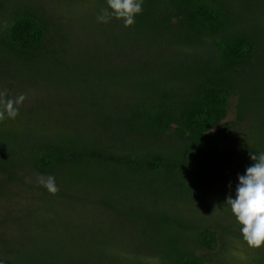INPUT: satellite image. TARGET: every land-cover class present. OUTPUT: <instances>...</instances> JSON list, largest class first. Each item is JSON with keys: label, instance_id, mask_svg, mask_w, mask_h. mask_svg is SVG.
Returning <instances> with one entry per match:
<instances>
[{"label": "trees", "instance_id": "16d2710c", "mask_svg": "<svg viewBox=\"0 0 264 264\" xmlns=\"http://www.w3.org/2000/svg\"><path fill=\"white\" fill-rule=\"evenodd\" d=\"M91 1L98 6L91 20L108 36L109 49L89 36L81 47L68 48L52 15L0 0V99L13 87L29 86L48 88L36 101L42 109L46 99L78 103L89 72L97 70L93 88L103 105L94 130L13 131L21 120L5 115L0 174L15 179L34 171L57 178L64 189L96 191L103 202L131 194L145 205L148 237L160 239L157 264H206L195 249L215 248L216 233L157 205L218 198L237 183L233 170L243 173L251 153H264V0H142L127 26L115 15L99 21L112 10L107 0ZM233 95L237 120L254 121L249 140L231 139L223 124ZM168 133L172 143L149 147L151 137ZM126 228L118 224L117 231ZM59 238L45 233L31 244L0 238V264H144L134 255L121 261L105 253L95 262L88 247L76 244L65 261L52 252Z\"/></svg>", "mask_w": 264, "mask_h": 264}, {"label": "rangeland", "instance_id": "374dc122", "mask_svg": "<svg viewBox=\"0 0 264 264\" xmlns=\"http://www.w3.org/2000/svg\"><path fill=\"white\" fill-rule=\"evenodd\" d=\"M18 1L42 8L48 15H52L63 29L62 32L66 34L68 48L81 47L82 41L86 42L89 36L92 42L97 41L109 49L108 45L111 43L107 40L108 36L103 32L99 33L96 22L91 20L98 9L91 0ZM139 60L135 59V68L142 71L143 63L141 65ZM94 72H89L92 75L87 77V85L82 90L84 98L81 97L78 103H75V100L69 102L61 100L59 103L46 99L45 109H42L43 102L36 103V101L48 88L27 86L24 89L20 87L14 89L13 87L11 93L5 96L7 100L24 97L15 105L18 109L16 117L21 122L16 124L13 131L42 129L45 132H73L75 127L94 130L99 125V118L101 119V114L97 113V110L103 106L96 99L94 92L93 84L99 81L98 78L93 77ZM237 101L238 95L230 98L229 114L223 124L226 125L231 139L241 137L243 140H249L254 121L250 117L237 120ZM41 117L45 122L43 126H41ZM219 128L220 125H217L213 131ZM170 134L151 137L148 141L149 147L164 148L172 143L173 138ZM243 173L240 170H233L231 176L238 177V174ZM41 177L47 178L34 171L27 174L20 171L15 179L0 174V180L8 179L0 189V238H10L9 240H13L16 244L21 242L31 244L33 240L42 238L43 234L48 233L60 237L58 241L62 243L61 246L52 252L57 258L62 257L61 259L65 261L68 260L66 259L68 255H73L72 253L79 249L75 247L76 245H85L88 247L85 251L95 257V262L100 255L106 254V256H118L121 261L129 255H134L140 257L144 264H157L158 257L153 251L159 247L160 239L158 236L148 237L145 231L147 222L145 205L139 204L138 198L131 194L120 195L118 198L121 203L108 200L103 202V197L96 191L87 193L72 186L64 189L57 178H54L57 191L52 193L41 183ZM65 177L76 179V176L70 174ZM236 184L218 198L215 196L211 197L212 199H202L203 204L172 201L166 204L159 202L160 204L157 205L177 217L185 219L191 217L216 233L215 248L195 249L197 254L207 258L206 264H259L260 259L264 258V244L260 247H252L243 240L240 225L225 202L228 195H234ZM122 223L127 228L121 232L117 231L118 224ZM150 231L152 232L153 228L150 227Z\"/></svg>", "mask_w": 264, "mask_h": 264}, {"label": "clouds", "instance_id": "9594fccd", "mask_svg": "<svg viewBox=\"0 0 264 264\" xmlns=\"http://www.w3.org/2000/svg\"><path fill=\"white\" fill-rule=\"evenodd\" d=\"M107 3L112 12L109 13L105 9L104 14L97 19L107 22L111 15H115L117 18H123L127 26L134 23V15L141 11L142 0H107ZM23 99V96L16 100L0 99V105L3 106V110H0V120H3L5 115L15 118L18 113L15 105ZM250 159L252 163L244 173L238 174L234 195H228L225 202L240 225L243 240L249 246L260 247L264 244V153H251ZM41 183L50 192L57 191L54 177H41Z\"/></svg>", "mask_w": 264, "mask_h": 264}]
</instances>
